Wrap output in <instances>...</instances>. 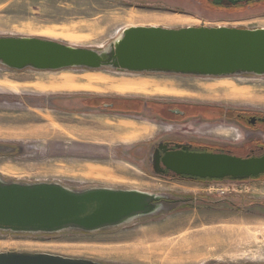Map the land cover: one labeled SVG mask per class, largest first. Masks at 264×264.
Wrapping results in <instances>:
<instances>
[{
	"label": "rangeland",
	"instance_id": "rangeland-1",
	"mask_svg": "<svg viewBox=\"0 0 264 264\" xmlns=\"http://www.w3.org/2000/svg\"><path fill=\"white\" fill-rule=\"evenodd\" d=\"M200 1L0 0V36L103 50L131 26L264 28V1L229 11ZM94 97L137 99L149 107L211 106L224 114L217 120L161 122L146 109L132 121L90 110L88 99ZM232 111L264 116V75L15 70L0 63L1 179L53 182L73 190H138L166 195L172 202L167 211L99 232L0 231V254L51 255L83 264H264V210L255 206L264 204V178L172 179L155 175L148 158L154 143L164 138L246 157L264 141V133L226 117ZM195 245L199 250L183 252Z\"/></svg>",
	"mask_w": 264,
	"mask_h": 264
},
{
	"label": "water",
	"instance_id": "water-1",
	"mask_svg": "<svg viewBox=\"0 0 264 264\" xmlns=\"http://www.w3.org/2000/svg\"><path fill=\"white\" fill-rule=\"evenodd\" d=\"M247 1L212 0L226 6ZM0 63L15 70L108 68L128 73L263 76L264 28L131 26L103 50L38 37L0 36ZM251 120L253 123L255 118ZM260 120L264 123V116ZM175 148L167 150L166 144L157 143L150 160L155 175L168 171L173 176L237 181L264 174V152L238 157L227 152L190 151L184 144H175ZM170 203L166 195L138 190H73L53 182L20 183L0 178V231L93 233L167 211ZM0 264L83 263L51 255L0 254Z\"/></svg>",
	"mask_w": 264,
	"mask_h": 264
},
{
	"label": "flooded vegetation",
	"instance_id": "flooded-vegetation-1",
	"mask_svg": "<svg viewBox=\"0 0 264 264\" xmlns=\"http://www.w3.org/2000/svg\"><path fill=\"white\" fill-rule=\"evenodd\" d=\"M205 3L208 6L213 7L216 10H222V11H229L230 8H234V9H241V8H251V6L253 4L256 3H260L264 0H249L247 2H243V3H239L237 5H216L212 2V0H204ZM195 3H197L198 5H202V2L200 0H194ZM216 7V8H215ZM98 98V97H96ZM90 101L89 102V107L90 110H96L100 113H108L113 115L114 117H124V118H128V119H132V120H136L139 121V119L141 118V116H144L146 113V109L150 110V111H154L155 112V118L159 119L161 122H174V121H178V120H183V119H187V118H201V119H205L204 116L201 114H188L186 112L185 109H183V107H185V105L181 104V105H176V104H168V103H164V104H153L152 106H148L145 102L142 103V107H144L143 111H138L137 109H135L136 107H134L133 105L130 109H125L124 108V102L120 99H115V98H106V99H88ZM186 108V107H185ZM173 110H178L180 113H173ZM183 113V114H181ZM170 114H172L174 116V118L170 117ZM104 116H108L106 114H102ZM137 115V116H135ZM143 118V117H142ZM251 118H253L252 116H246L243 114H236L235 115V123L240 125L242 128L243 127H248L250 129L253 128H257L256 130H258L259 132L264 133V123L261 122V118H263V115L261 116H254L255 121L253 123H251ZM146 123V122H145ZM147 123H151V122H147ZM162 142L163 144H166L167 146V150H174L175 148V144H184L186 145L190 151H206L205 149H201L202 147H206V146H210L204 143H197L195 141L192 140H178V139H173V138H164V139H159L157 140L154 145L151 148V151L148 155L149 161L151 160V154L154 152L155 148H157V143ZM264 149V142H262L261 144H256L254 145V147L252 148V152L249 153L250 156H258L260 155L259 152L258 154L255 153V151H261ZM208 151V150H207ZM160 155L162 156L163 153L161 151H159ZM116 154H118L116 152ZM262 154V153H261ZM248 155V154H247ZM102 159V158H99ZM152 166V165H151ZM172 175L170 172L165 171L163 176H170ZM255 206H257V208H260L262 210H264V204H259L256 203Z\"/></svg>",
	"mask_w": 264,
	"mask_h": 264
},
{
	"label": "trees",
	"instance_id": "trees-1",
	"mask_svg": "<svg viewBox=\"0 0 264 264\" xmlns=\"http://www.w3.org/2000/svg\"><path fill=\"white\" fill-rule=\"evenodd\" d=\"M94 99H100V98H96L94 97ZM106 99V98H104ZM124 102V108L125 109H130V108H133L136 107L135 109H137V107L141 106V103L143 101H140V100H137V99H120ZM153 104H157V103H153ZM134 106V107H131V106ZM186 107V108H185ZM185 107H183V109L186 110V112L188 114H202L205 118V120H217V119H220L223 117V114L224 112L221 111V109L219 108H214V107H211V106H195V105H185ZM236 114L240 115V114H243V115H246V116H261L259 114H249V113H245V112H226V117H234ZM264 142V141H263ZM256 145V144H255ZM201 149H205L206 151H211V152H227V153H231V150H225V149H219V148H214V147H211V146H206V147H202ZM264 152V149L259 151V154L263 153ZM232 154V153H231ZM247 156H250L249 154ZM166 177H169V178H172V179H188V180H195V181H220L218 179H197V178H189V177H183V176H173V175H170V176H166ZM259 178H264V174L256 177V178H250V179H259ZM229 180V179H227ZM244 180H247V179H244ZM237 181H243V180H237Z\"/></svg>",
	"mask_w": 264,
	"mask_h": 264
},
{
	"label": "bare ground",
	"instance_id": "bare-ground-1",
	"mask_svg": "<svg viewBox=\"0 0 264 264\" xmlns=\"http://www.w3.org/2000/svg\"><path fill=\"white\" fill-rule=\"evenodd\" d=\"M216 240V239H215ZM218 242V241H217ZM202 243H204L205 245H208L209 244V242H207L206 243V241H202ZM211 243V242H210ZM213 243V242H212ZM215 243V242H214ZM221 245V244H220ZM198 246H200V245H198ZM187 247V246H186ZM201 247V246H200ZM197 247H196V245H195V247H187V248H184V250H183V252H189V251H192V252H194V251H197V250H199V249H196ZM157 252V251H156ZM178 252V251H177ZM179 254H181V253H179ZM174 255V254H173Z\"/></svg>",
	"mask_w": 264,
	"mask_h": 264
},
{
	"label": "crops",
	"instance_id": "crops-1",
	"mask_svg": "<svg viewBox=\"0 0 264 264\" xmlns=\"http://www.w3.org/2000/svg\"><path fill=\"white\" fill-rule=\"evenodd\" d=\"M26 31H34V30H26ZM108 119L106 118L105 119V121H107ZM132 121H135V120H132ZM147 123V122H146ZM104 126H105V124H104ZM105 129H107L108 130V127L106 128V126H105ZM110 138V137H109Z\"/></svg>",
	"mask_w": 264,
	"mask_h": 264
},
{
	"label": "built area",
	"instance_id": "built-area-1",
	"mask_svg": "<svg viewBox=\"0 0 264 264\" xmlns=\"http://www.w3.org/2000/svg\"><path fill=\"white\" fill-rule=\"evenodd\" d=\"M223 181H232V180H223ZM238 182V181H237ZM221 189H219V191H220Z\"/></svg>",
	"mask_w": 264,
	"mask_h": 264
}]
</instances>
